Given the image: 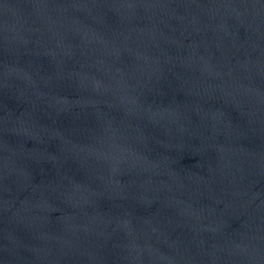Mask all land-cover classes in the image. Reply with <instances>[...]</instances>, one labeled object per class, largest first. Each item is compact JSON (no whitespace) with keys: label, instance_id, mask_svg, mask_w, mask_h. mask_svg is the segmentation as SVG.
Listing matches in <instances>:
<instances>
[{"label":"water","instance_id":"water-1","mask_svg":"<svg viewBox=\"0 0 264 264\" xmlns=\"http://www.w3.org/2000/svg\"><path fill=\"white\" fill-rule=\"evenodd\" d=\"M0 264H264V0H0Z\"/></svg>","mask_w":264,"mask_h":264}]
</instances>
